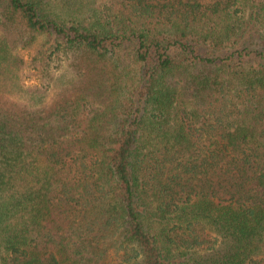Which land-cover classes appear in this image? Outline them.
<instances>
[{"label": "trees", "instance_id": "16d2710c", "mask_svg": "<svg viewBox=\"0 0 264 264\" xmlns=\"http://www.w3.org/2000/svg\"><path fill=\"white\" fill-rule=\"evenodd\" d=\"M174 261L264 264V0H0V264Z\"/></svg>", "mask_w": 264, "mask_h": 264}, {"label": "rangeland", "instance_id": "374dc122", "mask_svg": "<svg viewBox=\"0 0 264 264\" xmlns=\"http://www.w3.org/2000/svg\"><path fill=\"white\" fill-rule=\"evenodd\" d=\"M21 53L25 56L27 63H29L30 57L34 53V50L33 49L23 50ZM23 78H24V82L27 85H34L36 83H39V79L29 67H27L23 72ZM174 262L175 264H188L185 263V261H174Z\"/></svg>", "mask_w": 264, "mask_h": 264}]
</instances>
